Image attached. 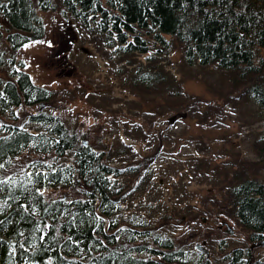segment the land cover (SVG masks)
Here are the masks:
<instances>
[{"label": "trees", "instance_id": "obj_1", "mask_svg": "<svg viewBox=\"0 0 264 264\" xmlns=\"http://www.w3.org/2000/svg\"><path fill=\"white\" fill-rule=\"evenodd\" d=\"M46 9L63 11L84 28L87 24L99 47L115 40L124 50L144 52L153 45L149 38L164 56L178 44L183 63L195 62L205 74L211 71L214 81L217 72L226 88H210L202 74L211 97L191 96L154 56L136 77L127 75L132 105L147 115L148 123L146 130L136 125L132 131L156 148L139 159L119 138L102 144L61 118L39 112L38 106V113L27 109L25 115L46 124L48 137L26 132L16 122L0 123V264H249L239 249L216 260L202 256L191 261L172 239L157 234L164 224L161 218L150 222L140 212L160 207L156 200L126 214L120 205L128 196L150 191L155 176L150 164L159 158L157 149L174 146L173 134H160L152 126L154 114L181 110L190 120L211 127L227 119L224 108L233 100L240 107L252 102L264 115V0H0V13L15 30V47L41 36L38 12ZM1 92V114L9 107L48 100L22 71L15 80L4 81ZM27 145L39 153V163L47 157L55 163L35 174H17L21 161L7 160ZM201 147L209 155L189 161L190 177L201 182L210 175L209 191L222 197L220 212L234 217L251 240H264V140L252 142L254 159L212 151L206 143ZM213 162L218 165L210 167ZM177 163L171 161L161 177L176 174ZM45 186L63 191L42 195L39 190ZM209 237L201 234L200 243Z\"/></svg>", "mask_w": 264, "mask_h": 264}, {"label": "rangeland", "instance_id": "obj_2", "mask_svg": "<svg viewBox=\"0 0 264 264\" xmlns=\"http://www.w3.org/2000/svg\"><path fill=\"white\" fill-rule=\"evenodd\" d=\"M38 16L42 24L41 36L15 47V39L11 37L15 30L9 27L0 13V95H3L2 83L15 80L18 71H22L34 86L44 90L48 100L43 105L9 107L0 113V123L16 122L26 132L48 137L46 124L30 120L25 115L27 109H32L35 114L38 110L45 115L61 118L72 129L81 134L88 133L87 136H93L95 141L98 139L102 144L109 146L119 138L131 145L136 155L134 159H139L140 155H147L156 148L154 144L148 145V142L135 138L132 131L136 125L146 130L148 123L147 115L132 105L134 95L127 88L126 82L131 83L127 75L136 77L140 68L151 66V56H154L164 70L173 74L175 79H180L182 89L191 96L211 97L203 87H208L203 82V75L207 77L210 88H226L217 72H214L217 80L214 81L210 76L211 71L205 74L197 63L194 62L192 66L183 63L178 44H174L164 56L154 50L155 44L149 38L145 39L153 45L147 46L148 50L144 52L124 50L115 40L113 45L99 47L93 43V36L87 30L88 25L85 28L80 26L78 20L70 16L67 18L63 11L46 9L39 11ZM93 18L96 19V16ZM91 22L88 23L91 25ZM139 92L146 94L143 90ZM154 94L152 91L149 96L153 97ZM238 102L230 100L224 108L227 119L211 127L190 120L181 110L154 114L155 122L152 126L160 128V134H173L174 146L166 145L157 149L159 158L150 164L155 174L152 185H148L150 191L146 194L148 190H145L135 198L128 196L120 205L126 214L130 210L140 211L146 202L156 200L154 204L158 203L160 207L140 212L150 222L161 218L164 224L157 234L172 239L175 247L183 251L184 256L191 261H197L203 256L193 247L195 243H200L199 236L210 233L204 245L209 251L210 260L219 259L232 249H239L247 255L248 260L245 256L243 258L249 264H264V246H253L250 249L256 240L249 238V232L234 217L220 212L222 197L219 191H209L210 183L207 179L210 175L198 182L190 177L188 166L189 161L194 163L192 159L209 155L201 147L205 143L211 146L212 151L236 153L242 160L255 158L252 142L264 140V115L252 102H245V107L238 106ZM248 107L252 109L247 110ZM0 133H3L2 129ZM29 147L25 146L14 158L7 160L9 163L21 161L22 167L17 174H35L41 166L55 163V159L50 157L39 163V153L29 151ZM216 160L220 162L222 158ZM171 161L178 162L176 174L162 178L161 174ZM216 163H211L210 167L217 166ZM60 190L63 191L61 188L55 190L45 186L39 191L42 195L51 193L55 196L56 191ZM219 218L228 222L232 234L216 227Z\"/></svg>", "mask_w": 264, "mask_h": 264}, {"label": "water", "instance_id": "obj_3", "mask_svg": "<svg viewBox=\"0 0 264 264\" xmlns=\"http://www.w3.org/2000/svg\"><path fill=\"white\" fill-rule=\"evenodd\" d=\"M218 221H219V225L216 226L218 229H222V231H224L227 234H232L233 231L230 225L228 224V222L224 221L222 218H219ZM204 244H205L204 241H202L201 243H197L194 245V249L201 252L205 258H208L209 253L208 250L204 247ZM253 246H264V240L256 242L255 245H251V247Z\"/></svg>", "mask_w": 264, "mask_h": 264}]
</instances>
